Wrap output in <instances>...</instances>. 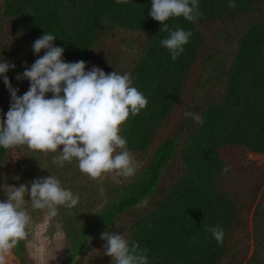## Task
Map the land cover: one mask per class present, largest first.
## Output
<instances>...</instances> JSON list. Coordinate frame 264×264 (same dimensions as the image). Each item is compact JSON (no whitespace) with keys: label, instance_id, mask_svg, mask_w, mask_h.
<instances>
[{"label":"trees","instance_id":"16d2710c","mask_svg":"<svg viewBox=\"0 0 264 264\" xmlns=\"http://www.w3.org/2000/svg\"><path fill=\"white\" fill-rule=\"evenodd\" d=\"M235 4L236 7L229 8L227 0H198L200 14L193 21L170 18L166 22L170 28L180 27L192 33L183 53L172 60L168 50L160 44L167 37V31H160V22L148 16L150 0H128L127 3L0 0V20L14 25L16 34L32 45L43 32H50L55 37L53 44L64 48L62 59L66 62L82 60L85 70L99 64L94 52L103 36L114 37L117 31H123L141 39L129 75L132 85L148 103L136 116L129 115L120 126V135L125 138L131 155L147 156V163L132 180L122 185L106 183L105 202L95 213L93 207L87 209L89 221L85 225L76 222V207L59 206L69 247L63 264H103L97 260L81 262L91 240L106 230L117 229L125 216L154 199L158 191L160 197L154 200L153 208L136 214L128 229L127 240L146 249L148 264H219L229 254L228 241L241 222L242 208L235 194L221 184L224 175L221 169L227 165L221 153L225 149L241 148L264 155V0H235ZM247 15L253 17L247 19L235 51L226 52L227 30L218 27L215 31L213 26L216 22L244 21ZM211 35L214 40L211 42L215 43L207 49ZM3 36L0 24V57L4 58ZM43 52L37 55L42 56ZM200 58L208 63L204 72L219 80L223 90L208 94L201 108L190 109L202 122L188 117L162 140L161 133H165L166 126L186 99L191 72ZM9 62L14 63L15 68L9 69L6 75L18 89L17 95H22L28 90L29 82L17 80L15 76L25 67ZM46 96L50 97L51 93ZM13 149L21 150L22 156L30 158L31 164L23 160L18 166L27 184L37 178V173L44 176L49 172V169L40 171L45 164L43 153L33 152L24 145L0 148V171L11 168L8 161ZM49 156L52 159L54 155ZM174 162L178 163L179 170H174ZM65 164L67 162L60 168L64 175L58 179L63 187L76 192L71 187V174L64 169ZM263 187L264 179L257 183L255 191L249 189L251 205L258 200L254 222L262 228ZM33 210L34 214L40 211ZM216 225L224 229L220 244L207 231L208 226ZM13 254L20 264H26V238L13 248ZM260 262L254 259L252 264Z\"/></svg>","mask_w":264,"mask_h":264},{"label":"clouds","instance_id":"9594fccd","mask_svg":"<svg viewBox=\"0 0 264 264\" xmlns=\"http://www.w3.org/2000/svg\"><path fill=\"white\" fill-rule=\"evenodd\" d=\"M227 3L229 8L236 7L235 0ZM199 14L198 0H150L148 16L160 22V31H167L160 44L172 60L183 53L192 33L180 27L172 29L166 22L172 17L191 22ZM54 39L50 32H43L33 41V54L44 52L16 74L17 80L29 82L22 95H17L18 89L12 87L6 75L15 64L0 57V80L10 94L9 108L0 120V148L24 145L33 152L54 153L53 163L61 167L75 159L79 171L93 179L111 172L132 176L136 161L120 135V126L130 114L136 116L145 109L147 98L132 85L127 72L105 74L95 65L85 70L82 60L64 61V48L55 46ZM184 116L202 122L196 113L185 112ZM228 168L225 165L221 172L226 173ZM10 188L7 198L0 201V255L9 253L27 236L30 216L22 207L26 195L32 209H46L49 217L57 215L58 206L72 209L79 201L76 193L51 174ZM207 231L217 244L222 243L221 226H208ZM100 239L112 264H148L146 249L129 242L121 233L106 230Z\"/></svg>","mask_w":264,"mask_h":264},{"label":"rangeland","instance_id":"374dc122","mask_svg":"<svg viewBox=\"0 0 264 264\" xmlns=\"http://www.w3.org/2000/svg\"><path fill=\"white\" fill-rule=\"evenodd\" d=\"M252 17L253 15H247L244 17V21L235 23L216 22L213 26L215 31L218 27H225L227 30L224 38L226 41V52L232 53L235 51L238 39L248 24L247 19ZM0 24L3 28V37L6 43L4 59L21 63L24 67L30 66L36 58V55L32 52L31 44L23 36L20 37L16 34L15 26L11 23L6 20H0ZM211 38L212 35L208 38L210 42L207 41V49L215 43L211 42L214 41ZM140 42L141 39L136 34L123 31H117L114 37L103 36L94 52V57L99 63H96L95 66L102 69L105 74L113 71L121 74L124 72L129 73L133 66L132 63L138 54ZM102 54L108 60H105ZM204 58H200L194 66L187 85L186 99L181 102L173 119L166 126L165 133H161L162 140L174 133L178 129V125L188 118L184 116L185 112H189L191 108H201L205 105L204 101L208 94L220 93L223 90L219 80L216 81L217 79L211 78L204 72L206 65H208ZM9 83L13 87L12 80L9 79ZM9 105L10 94L5 88L3 81L0 80V118L3 119V114L7 112ZM51 154L55 155L54 153H43L45 164L40 168V171L46 172L49 169V172L44 176L42 173H37V178L46 177L50 174L57 178L64 175L63 171L60 170L61 166L53 163V159L49 156ZM221 155L229 166L228 171L223 175L221 184L224 188H226V185L235 194L242 208V216L241 222L236 226L228 241L229 245H231V250L219 264H252L254 259H259L261 260L260 264H264V227L262 228L260 224L256 225L254 222V213L258 200L251 205L252 196L249 192L250 188L255 191L257 183L259 185V182L264 179V155H255L241 148L225 149ZM10 156L8 163L11 168H5L6 172L0 171V201L7 198V193L12 190L10 187H18L20 184L27 185L23 181L24 178L18 166L23 160H27V165L31 164L29 156H22L21 150L17 149H13ZM133 157L136 161V171L129 177L119 176L115 172H111L93 179L79 171L75 159L65 164L64 169L67 168V172L71 174V187L76 190L74 193L79 196V201L74 211L76 212V222L80 226L87 224L89 221V215L86 214L87 209L93 207L92 211L95 213L102 207L101 204L105 202L104 186L106 183L111 186L122 185L132 180L145 167L148 160L147 156L134 155ZM178 167V163L174 162V170H177ZM165 186L166 184L162 187L164 188ZM154 197L151 201L145 202L135 211L125 216L117 229L109 231L119 232L127 239L128 229L131 227L133 220L136 219L135 215L153 208V204L160 197V191ZM29 199L26 195V201L22 205L30 216V223L27 226L26 254L24 255L27 259L26 264H63L69 247L63 220L61 215H59V206L57 215L54 217H49L46 209H40L38 213L34 214V210L27 201ZM249 206H252L251 210L248 209ZM104 243L100 239V235L91 240L89 247L81 257V262L97 260L103 264H112L111 257L104 254ZM0 264H20V261L17 260L15 255L11 256V258L0 256Z\"/></svg>","mask_w":264,"mask_h":264},{"label":"built area","instance_id":"2783aa9c","mask_svg":"<svg viewBox=\"0 0 264 264\" xmlns=\"http://www.w3.org/2000/svg\"><path fill=\"white\" fill-rule=\"evenodd\" d=\"M14 254H13V249H11L10 251H9V253H7V254H3V255H0V256H4V257H6V258H11V256H13Z\"/></svg>","mask_w":264,"mask_h":264}]
</instances>
